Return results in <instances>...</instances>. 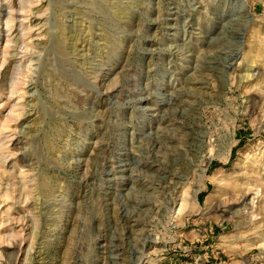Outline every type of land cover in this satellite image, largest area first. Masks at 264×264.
<instances>
[{
  "label": "rangeland",
  "instance_id": "rangeland-1",
  "mask_svg": "<svg viewBox=\"0 0 264 264\" xmlns=\"http://www.w3.org/2000/svg\"><path fill=\"white\" fill-rule=\"evenodd\" d=\"M141 252L264 264V0H0V264Z\"/></svg>",
  "mask_w": 264,
  "mask_h": 264
},
{
  "label": "bare ground",
  "instance_id": "bare-ground-1",
  "mask_svg": "<svg viewBox=\"0 0 264 264\" xmlns=\"http://www.w3.org/2000/svg\"><path fill=\"white\" fill-rule=\"evenodd\" d=\"M237 38H240L239 37V34L236 36ZM232 50V49H231ZM229 50V52L231 51ZM235 50V49H234ZM228 51V50H227ZM239 53L240 51L237 49L235 50L234 53H232L231 55H228L230 57L229 60H235L238 56H239ZM220 54V53H218ZM230 54V53H229ZM227 55V54H226ZM220 58V57H219ZM225 58V57H224ZM223 59V58H222ZM228 61V60H227ZM209 63V62H208ZM231 63V62H230ZM211 64L209 69H214L215 70H219L220 68V65L217 64L215 61H211ZM225 65V64H224ZM229 67V68H228ZM228 67H223L221 70L224 72V74L228 73L229 70H230V66ZM205 70V69H204ZM213 71V70H212ZM213 71V72H214ZM201 72V71H200ZM142 75V74H141ZM139 80V79H138ZM211 82V81H210ZM136 84V83H135ZM197 84V83H196ZM209 84V83H208ZM188 85V83H187ZM191 85V84H190ZM212 85V84H211ZM190 87V86H189ZM196 87V86H195ZM148 89V88H147ZM184 89V88H183ZM185 90V89H184ZM187 90V89H186ZM191 90V88H190ZM215 90V89H214ZM222 91V90H221ZM148 92V91H147ZM192 92V90H191ZM220 91H218L216 94H221V92L219 93ZM198 93V92H197ZM144 94V93H143ZM142 94V95H143ZM195 94V92H194ZM192 94V96L194 95ZM141 95V96H142ZM191 95V93L189 92H186V91H183V92H180V93H177V94H173V96L171 97V102H165L167 103V105H170V104H173L175 103L177 106H181V104L185 101L183 98L186 96H189ZM137 96V95H136ZM194 97V96H193ZM144 99H147V98H144ZM158 102V100H157ZM158 108H159V105H161V102H158ZM186 103V102H185ZM188 104H191L189 102H187ZM157 106V105H156ZM189 106V105H188ZM172 117V116H171ZM161 119H164V122H166V118L163 117ZM169 119V118H168ZM177 119V118H176ZM180 119V118H179ZM171 121V120H170ZM169 122V120H168ZM167 124V123H165ZM182 124V123H181ZM204 126V125H203ZM185 130H187V132H185V136H186V143L189 145V147L195 152L194 154H196L202 147H204L205 145V141H204V133L201 134L200 131L202 132V125L200 123L198 124H195L194 123V126L193 124H188L187 126H185ZM181 131V130H180ZM183 132H184V129H183ZM153 140V139H152ZM154 141V140H153ZM152 141V142H153ZM155 142V141H154ZM159 142V141H158ZM158 144V143H157ZM147 145V144H146ZM156 145V144H155ZM153 147V146H152ZM147 148V147H146ZM149 148V147H148ZM198 154V153H197ZM196 154V155H197ZM157 156V155H156ZM202 156L198 155V158L200 159ZM197 158V159H198ZM195 159V158H194ZM204 160H206L205 157L202 158V160H200L201 162H203ZM104 164L108 167L107 171V175L109 176H114L116 171L119 170L120 173L122 172H125L128 170V163L125 162V160H119V161H115L114 159H104L103 160ZM155 163V162H154ZM203 164V163H201ZM101 165V164H100ZM104 165V166H105ZM205 165V164H204ZM99 166V165H98ZM203 167V166H202ZM158 168V167H157ZM207 166L204 167L203 171L205 172ZM164 171V170H163ZM165 172V171H164ZM163 172V173H164ZM165 179V182L162 185L161 189L163 190V192H168L170 191L180 180V176H178V173L176 172H169L168 175L164 178ZM163 179V180H164ZM161 182V181H160ZM156 211V210H155ZM123 221V220H122ZM123 223V222H122ZM131 225V224H130ZM136 225V224H135ZM123 226V225H122ZM124 228V227H123ZM131 230L133 229L132 227H130ZM134 234V233H133ZM112 246V245H111ZM115 247V245H114ZM113 247V249H114ZM108 251V250H107ZM111 251V250H110ZM118 252V251H117ZM111 253V252H110ZM113 256V255H112ZM144 261V258H143V253H139V256L137 257V260L135 262H133L132 264H142V262Z\"/></svg>",
  "mask_w": 264,
  "mask_h": 264
}]
</instances>
